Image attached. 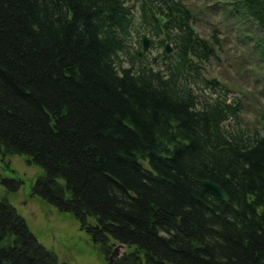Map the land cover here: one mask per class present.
Returning <instances> with one entry per match:
<instances>
[{
    "label": "trees",
    "instance_id": "1",
    "mask_svg": "<svg viewBox=\"0 0 264 264\" xmlns=\"http://www.w3.org/2000/svg\"><path fill=\"white\" fill-rule=\"evenodd\" d=\"M228 11L264 41V0ZM196 21L182 0H0V155L38 167L36 197L104 256L126 245L117 264H264V127L206 79L220 41ZM0 264H59L5 196Z\"/></svg>",
    "mask_w": 264,
    "mask_h": 264
},
{
    "label": "rangeland",
    "instance_id": "2",
    "mask_svg": "<svg viewBox=\"0 0 264 264\" xmlns=\"http://www.w3.org/2000/svg\"><path fill=\"white\" fill-rule=\"evenodd\" d=\"M182 2L197 19L194 25L197 35L208 39L216 30L220 41L216 57L205 65L206 79H217L223 91H228V100L241 105L243 128L264 127V41L260 40L262 36L258 28L238 12L228 11L233 2L239 8V0ZM133 45L136 46L134 41ZM159 53L153 48L145 56L152 58ZM40 174L41 170L28 165L24 157L0 155V178L19 183L14 192L1 184L0 198H7L28 230L56 256L59 264H117L116 260L130 249L114 242L107 256L100 253L76 219L36 197L32 189Z\"/></svg>",
    "mask_w": 264,
    "mask_h": 264
},
{
    "label": "water",
    "instance_id": "3",
    "mask_svg": "<svg viewBox=\"0 0 264 264\" xmlns=\"http://www.w3.org/2000/svg\"><path fill=\"white\" fill-rule=\"evenodd\" d=\"M160 21L163 22V19H160ZM140 40H141L142 51L138 52V56H141L142 53L146 52L152 43V39L147 38V36H145V35H141ZM165 52H166V54H171V52H172V49L170 48V45L168 43H166V45H165ZM153 61H155V58ZM201 185L210 194H212L215 197V199L220 200V201H226L225 193L216 184L209 182V181H202Z\"/></svg>",
    "mask_w": 264,
    "mask_h": 264
},
{
    "label": "bare ground",
    "instance_id": "4",
    "mask_svg": "<svg viewBox=\"0 0 264 264\" xmlns=\"http://www.w3.org/2000/svg\"><path fill=\"white\" fill-rule=\"evenodd\" d=\"M160 19H163V22H165L166 21V19L165 18H163V17H159V20ZM152 42H153V40H152ZM152 44V43H151ZM169 44V43H168ZM170 45V44H169ZM170 48L172 49V52L171 53H173V48L171 47V45H170ZM202 181H208V180H202ZM202 181H200V184H201V182ZM209 182H211V181H209ZM213 183V182H212ZM215 184V183H214ZM217 185V184H216ZM202 186V185H201ZM218 186V185H217ZM203 187V186H202ZM219 187V186H218ZM204 188V187H203ZM220 188V187H219ZM205 189V188H204ZM221 189V188H220ZM206 190V189H205ZM222 190V189H221ZM207 191V190H206ZM208 192V191H207ZM224 192V191H223ZM209 193V192H208ZM225 193V192H224ZM212 195V194H211ZM226 195V194H225ZM213 196V195H212ZM214 197V196H213ZM214 199H215V197H214ZM215 200H217V199H215ZM217 201H220V200H217ZM226 201H227V196H226ZM226 201H222V202H226Z\"/></svg>",
    "mask_w": 264,
    "mask_h": 264
}]
</instances>
